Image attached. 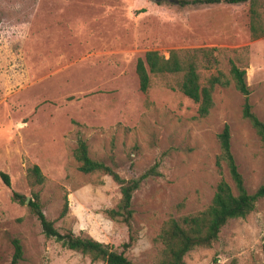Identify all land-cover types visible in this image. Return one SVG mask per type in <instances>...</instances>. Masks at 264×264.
Here are the masks:
<instances>
[{
  "label": "rangeland",
  "instance_id": "rangeland-1",
  "mask_svg": "<svg viewBox=\"0 0 264 264\" xmlns=\"http://www.w3.org/2000/svg\"><path fill=\"white\" fill-rule=\"evenodd\" d=\"M178 1V0H177ZM215 48L218 64L199 68L201 81L229 61L246 71L253 113L264 123V37L252 39L247 4L181 7L149 0H0V264H104L65 249L41 232L27 206L10 199L39 195L46 219L58 230L90 237L113 249L126 227L110 220L120 190L109 176L78 171L79 138L91 159L124 179L158 163L159 176L144 181L132 198L137 241L126 253L136 264H155V238L163 223L204 210L220 180L217 135L230 128L231 151L249 194L264 182V146L242 118L243 97L232 84L216 87L213 108L197 105L177 89L176 76H151L139 90L136 62L147 51ZM38 166L44 183L30 187ZM223 176L230 182L226 169ZM69 210L60 218L64 197ZM186 264H264V198L245 218L234 219L209 248Z\"/></svg>",
  "mask_w": 264,
  "mask_h": 264
},
{
  "label": "trees",
  "instance_id": "trees-1",
  "mask_svg": "<svg viewBox=\"0 0 264 264\" xmlns=\"http://www.w3.org/2000/svg\"><path fill=\"white\" fill-rule=\"evenodd\" d=\"M178 4L181 7L247 4L251 38L264 37V0H178ZM216 51L215 48L171 50L168 58L161 56L157 51H147L143 58L137 60L135 66L139 90L147 93L151 76H176L178 78L177 89L197 105L198 117L202 118L207 117L213 108L212 96L215 88H228L232 84L243 97L242 118L249 122L264 146V123L252 111L246 71L230 60L227 75L217 71L210 75L205 83L201 81L199 68L209 70L217 65L218 59L214 54ZM230 140V128L225 124L217 135L219 153L216 156L215 165L220 180L216 184L211 202L202 211L180 219L170 218L163 223L155 238V243L159 246V257L155 264H186L185 258L190 252L198 248L211 247L229 221L247 217L254 211L256 203L264 198V182L253 194L247 192L231 151ZM73 157L78 163L79 172L87 175H106L118 184L120 199L114 208L107 209L104 213L110 220L127 229L128 237L120 245L121 250L113 249L90 237L76 236L71 230L56 229L54 223L46 219L37 193L32 192L27 202L25 196L11 191V201L27 206L38 220L44 237L53 239L61 247L79 252L88 257L91 262L136 264L126 255L137 241L132 198L144 181L159 176V164H154L136 177L124 179L113 167L91 159L87 144L81 138L77 141ZM223 169H226L230 182L223 176ZM0 178L4 186L10 188L9 176L1 172ZM27 181L30 187L44 183V176L38 166L34 165L28 169ZM68 210L69 202L65 196L59 217H65ZM12 245L14 253L9 264H18L22 259V246L17 239L12 240Z\"/></svg>",
  "mask_w": 264,
  "mask_h": 264
},
{
  "label": "water",
  "instance_id": "water-1",
  "mask_svg": "<svg viewBox=\"0 0 264 264\" xmlns=\"http://www.w3.org/2000/svg\"><path fill=\"white\" fill-rule=\"evenodd\" d=\"M151 2L159 3V2H169L173 4H178L177 0H149ZM26 201L28 202V198H26Z\"/></svg>",
  "mask_w": 264,
  "mask_h": 264
}]
</instances>
